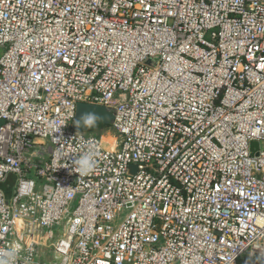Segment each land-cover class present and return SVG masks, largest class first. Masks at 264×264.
<instances>
[{
	"label": "built area",
	"instance_id": "obj_1",
	"mask_svg": "<svg viewBox=\"0 0 264 264\" xmlns=\"http://www.w3.org/2000/svg\"><path fill=\"white\" fill-rule=\"evenodd\" d=\"M0 48V249L20 242L18 264L264 261V0H0ZM79 102L118 134L83 176L54 154Z\"/></svg>",
	"mask_w": 264,
	"mask_h": 264
},
{
	"label": "clouds",
	"instance_id": "obj_2",
	"mask_svg": "<svg viewBox=\"0 0 264 264\" xmlns=\"http://www.w3.org/2000/svg\"><path fill=\"white\" fill-rule=\"evenodd\" d=\"M74 116V115H73ZM73 119V117H72ZM102 117L95 112L88 111L80 115L79 119L73 121L77 129L81 127L83 129L95 128ZM66 124V123H65ZM65 124H54L50 127V134L53 137V142L60 145L63 140L62 136H54V133H58L61 127ZM79 132L80 135H76ZM75 135L70 138L75 141L74 145H67V150L57 147L54 154L60 156L63 153V157H67L70 154L73 159L71 161L72 169L79 175H88L97 170L100 160L102 159V149L105 144L102 140L96 137H85L83 131H77ZM65 141V140H63ZM68 141V140H66ZM65 141V142H66ZM68 167L67 163L57 165ZM24 251V247L18 241L10 242L9 246L0 249V264H18L21 259L27 261L28 257H21V253Z\"/></svg>",
	"mask_w": 264,
	"mask_h": 264
},
{
	"label": "water",
	"instance_id": "obj_3",
	"mask_svg": "<svg viewBox=\"0 0 264 264\" xmlns=\"http://www.w3.org/2000/svg\"><path fill=\"white\" fill-rule=\"evenodd\" d=\"M1 53H2V49L0 48V55H1ZM88 111L95 112L102 117V120L98 122L97 126L99 124H111V122L113 120V116H112L111 111L109 109H107L105 106L98 105V104H90V103H86V102H79V103H77V106H76V112H75V117H74L73 121L75 119H79V117L82 113L88 112ZM72 127L75 130H79V131L85 130L82 127L80 129H77L73 122H72ZM91 129H93V128H91ZM251 145L253 146L252 154H257L258 142L253 141L251 143Z\"/></svg>",
	"mask_w": 264,
	"mask_h": 264
},
{
	"label": "rangeland",
	"instance_id": "obj_4",
	"mask_svg": "<svg viewBox=\"0 0 264 264\" xmlns=\"http://www.w3.org/2000/svg\"><path fill=\"white\" fill-rule=\"evenodd\" d=\"M149 64H150L151 66L156 65V64H157V58H153L152 60H149ZM100 125H101V124H99L96 128H93V129H85L84 131H85V133H87V134H93V135H96V136H101V137H103L105 140H107L108 137H112V138H114V140L116 139V136H117L118 134H117V132H116L111 126L108 127V128H104V127H101ZM110 125H111V124H110ZM48 144H49V142L47 141V142H46V145H48ZM37 148H39V147H37ZM35 160H36V159H35ZM40 184H41V182H40ZM7 195H8V194H7ZM74 207H75V205L72 204L71 207H70V212H71V210H72ZM127 211H128L127 209H124L123 212H122V215H124ZM120 221H121V219H119V220L117 221V223L120 222ZM54 231H55V232H54L55 235L61 234V232H62V225L56 226ZM49 242H50V241H49Z\"/></svg>",
	"mask_w": 264,
	"mask_h": 264
},
{
	"label": "trees",
	"instance_id": "obj_5",
	"mask_svg": "<svg viewBox=\"0 0 264 264\" xmlns=\"http://www.w3.org/2000/svg\"><path fill=\"white\" fill-rule=\"evenodd\" d=\"M101 127L108 128L111 125L110 124H101ZM11 177L9 176V179H7V182H10ZM7 182L1 184V187L6 191V193H9L10 186H7ZM237 264H264V261L260 260L259 258H251L247 256H242L238 259Z\"/></svg>",
	"mask_w": 264,
	"mask_h": 264
},
{
	"label": "bare ground",
	"instance_id": "obj_6",
	"mask_svg": "<svg viewBox=\"0 0 264 264\" xmlns=\"http://www.w3.org/2000/svg\"><path fill=\"white\" fill-rule=\"evenodd\" d=\"M102 141H103V143L105 144V146H112L113 143H114V138H112V137H108L107 140H105V139L102 137Z\"/></svg>",
	"mask_w": 264,
	"mask_h": 264
}]
</instances>
